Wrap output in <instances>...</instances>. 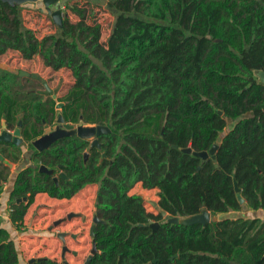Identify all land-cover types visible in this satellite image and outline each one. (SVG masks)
<instances>
[{"label": "trees", "instance_id": "16d2710c", "mask_svg": "<svg viewBox=\"0 0 264 264\" xmlns=\"http://www.w3.org/2000/svg\"><path fill=\"white\" fill-rule=\"evenodd\" d=\"M105 1L114 16L106 43L82 7L67 5L79 20L64 13L63 27L40 39L25 26L24 8L0 1V56H40L75 79L62 99L45 104L14 99L7 75L0 78V128L4 121L13 130L22 120L24 139L20 147L0 146L19 151L28 144L34 163L14 182L11 222L21 230L37 194L72 199L96 185L95 214L104 222L94 229L91 264H264V222L226 216L264 211V84L256 75L264 72V0ZM61 103L66 123L110 129L101 148L77 136L41 153L33 147ZM214 145L215 157L194 155ZM41 165L55 174L41 173ZM139 184L156 190L159 211L188 218L207 210L211 222H163L153 231L149 225L164 217L131 193ZM0 264H21L2 227Z\"/></svg>", "mask_w": 264, "mask_h": 264}, {"label": "crops", "instance_id": "0c3cea01", "mask_svg": "<svg viewBox=\"0 0 264 264\" xmlns=\"http://www.w3.org/2000/svg\"><path fill=\"white\" fill-rule=\"evenodd\" d=\"M30 12L32 11L27 9L23 11L24 21L30 20L34 16ZM24 24L34 30L33 25ZM22 60L24 59L22 58ZM0 68H4V65H0ZM3 124H5L4 121ZM0 131H2V127ZM2 148L8 149L4 159L9 161L12 167L5 165L4 162L0 163V227L7 229L11 239L15 241L20 253L21 264H29L32 259H50L59 263L66 261L68 264H85L92 247L90 233L96 212L95 203L98 187L96 185L88 186L72 199H56L45 193L37 194L33 204L27 210L24 226L18 230L11 222V210L8 203L18 173L34 165L33 151L28 144H25L19 151L6 145H1L0 149ZM233 213H237L233 219L243 216L247 219H260L264 222L263 210L244 209ZM71 214H74L72 218L51 229L55 222L66 219ZM59 233H70V236L66 238L68 251L64 257V246L57 236Z\"/></svg>", "mask_w": 264, "mask_h": 264}, {"label": "rangeland", "instance_id": "374dc122", "mask_svg": "<svg viewBox=\"0 0 264 264\" xmlns=\"http://www.w3.org/2000/svg\"><path fill=\"white\" fill-rule=\"evenodd\" d=\"M67 5H75L86 9L88 23L101 25V42H107L114 23V16L106 7L105 0H59L54 7V10H61L62 14L65 13L64 16H68L73 22H77L79 20L78 17L72 14L68 9H65ZM28 11H32L30 14L33 13L34 16L31 17L30 20H25L24 23L27 25H33L38 38L42 39L45 36L56 32V25L50 16L39 13L35 10ZM0 65H4V68H0V78L7 75L8 81L5 82V85L11 97L18 101L36 99L45 104H48L50 101H58L68 93L75 83V79L69 69L54 71L51 68L44 66L43 60L40 56L25 61L22 60L20 53L9 51L6 56L0 57ZM34 75H37V78H35ZM55 124H48V128L55 129ZM16 128L17 127L11 131L14 132ZM44 130V132L48 133L47 131L49 129L46 131L45 126ZM131 193L143 194L147 211L153 214H158L159 208H154L148 202L149 200L158 203L159 198L155 190H144L142 185L139 184L131 191ZM233 212L234 211L231 210L226 216L233 218V216L237 215L236 212V214ZM174 218L175 217L168 214L159 223L168 222ZM178 219L182 220L180 217H178Z\"/></svg>", "mask_w": 264, "mask_h": 264}, {"label": "water", "instance_id": "95a60500", "mask_svg": "<svg viewBox=\"0 0 264 264\" xmlns=\"http://www.w3.org/2000/svg\"><path fill=\"white\" fill-rule=\"evenodd\" d=\"M3 2H8L11 5H20L22 8L27 10H35L39 13L45 14L47 16H50L53 20L54 24L58 27H63V15L61 10H54V7L57 5L59 0H0ZM257 77L259 78L260 82L264 84V72L259 71L256 73ZM35 78H37V75H34ZM46 85V83H45ZM63 107V104H59L57 106L58 113H57V119L56 124L57 126L52 131H49L42 137L36 139L32 142L33 147L38 152H44L45 150H49L51 147H53L59 140L65 138V137H74L77 136L81 139L91 141V148L98 147L101 148V144L99 142V138L102 135L110 133V129L106 126H97V127H90V126H75L73 124H68L65 122V119L61 113V108ZM219 114H222L221 111H218ZM22 120L19 121L17 128L14 132L9 130L5 124L2 125V131L0 133V142L5 144H13L17 147H20L22 144H24V139L22 137ZM48 128V127H46ZM219 146L214 145L213 148L209 152H195L194 155L201 158L203 161L209 159L210 157H215V154L218 150ZM184 152L186 153H192V149H184ZM88 157V154H85V158ZM0 160L4 162L5 165L12 167V164L5 160L3 156H0ZM39 171L41 173L48 174L50 176H53L55 174V170L49 169L45 165H41ZM61 176L66 178L64 173H61ZM54 181L58 182V177H54ZM235 190L238 193V198L240 201V204L243 205L245 203L244 199L242 198L240 194V190L238 188L237 183H235ZM142 198H144L143 194H138ZM148 202L154 207H158V203L149 201ZM163 217L167 216V212L160 210L159 211ZM74 214L69 215L66 219L59 220L53 224L51 229L53 227H56L63 222H65L67 219L72 218ZM212 220L211 213L207 210H204L201 214L191 216L188 218H182V220H179L178 217H175L173 220H169V223L178 224L181 223L183 225H194V224H201L203 226H206L209 224ZM97 214H95L93 219V225L91 227V237H94V229L95 226L99 223H103ZM153 231H155L157 228L160 227L159 222H153L149 225ZM58 238L63 243V257L65 256V253L68 251L66 238L70 236V233H59ZM98 253L97 244L94 240H92V250L90 252V255L87 257L85 264H91L93 257ZM42 259H32L29 261V264H33L36 261H39ZM64 264H68L66 261Z\"/></svg>", "mask_w": 264, "mask_h": 264}, {"label": "flooded vegetation", "instance_id": "af4514ba", "mask_svg": "<svg viewBox=\"0 0 264 264\" xmlns=\"http://www.w3.org/2000/svg\"><path fill=\"white\" fill-rule=\"evenodd\" d=\"M55 123H56V122H55ZM55 123H54V124H55ZM45 126L48 127V125H45ZM56 126H57V124H55V127H56ZM48 129H49V130H48ZM47 130H48V131H47ZM52 130H53V129H51V128H46V131H47V132L52 131Z\"/></svg>", "mask_w": 264, "mask_h": 264}]
</instances>
